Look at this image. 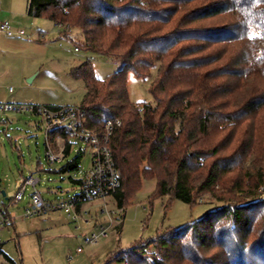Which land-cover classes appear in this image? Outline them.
I'll return each mask as SVG.
<instances>
[{"label":"trees","instance_id":"trees-1","mask_svg":"<svg viewBox=\"0 0 264 264\" xmlns=\"http://www.w3.org/2000/svg\"><path fill=\"white\" fill-rule=\"evenodd\" d=\"M28 13L64 36L78 30L84 50L122 63L105 80L89 62L71 72L85 84L79 107L91 129L122 120L110 141L121 210L144 179L159 196L225 203L109 264H264V199L249 201L264 186V0H30ZM156 64L153 102L133 103L128 75L146 78ZM238 193L246 202H229Z\"/></svg>","mask_w":264,"mask_h":264},{"label":"rangeland","instance_id":"rangeland-1","mask_svg":"<svg viewBox=\"0 0 264 264\" xmlns=\"http://www.w3.org/2000/svg\"><path fill=\"white\" fill-rule=\"evenodd\" d=\"M29 1L0 0V22L9 21L14 29L26 33V37H8L0 31V93L18 104L80 106L86 88L83 81L72 76V70L89 62L95 75L105 80L122 63L84 50L81 46L84 38L78 30H72L67 37L53 21L30 15ZM159 70L160 64H156L146 78L128 75V92L133 103L153 102L150 89ZM71 142L70 154L60 162L50 163L41 116L32 112L0 115V191L11 199L22 183L34 176L41 179L38 189L49 203L79 193L80 186L70 178L84 179L93 156L83 142L75 139ZM79 153L82 155L79 170L60 173ZM157 184L155 179H144L124 210L110 197L85 203L77 217L75 212L69 217L65 210L51 209L36 217L19 218L28 204L26 197L11 211L18 217L16 232L14 228L0 232L3 241L0 264H109L112 255L145 243L160 232L189 225L225 204L210 194H204L195 204L159 196ZM216 189L220 190L219 186ZM30 191L31 186L28 194ZM239 194L228 196L229 202H243L240 197L245 195ZM251 196L250 202L263 200L264 186L251 192ZM103 229L107 230V236H100ZM96 236H100L96 243L89 242Z\"/></svg>","mask_w":264,"mask_h":264},{"label":"built area","instance_id":"built-area-1","mask_svg":"<svg viewBox=\"0 0 264 264\" xmlns=\"http://www.w3.org/2000/svg\"><path fill=\"white\" fill-rule=\"evenodd\" d=\"M0 31L8 37H26L24 30H16L9 21L0 22ZM30 37H28L29 39ZM79 49L76 48V51ZM13 89L11 88L10 91ZM26 113L32 112L43 119L44 131L48 140H51L53 132H60L57 135L58 144L61 142H71L72 139L81 141L86 144L92 151V166L90 171L84 177L80 186L79 193L69 199L49 203L46 201L38 189L41 179L31 176L27 178L13 198L7 201L2 199L3 194L0 191V232L7 227L14 226L15 217L12 214V208H15L21 201L27 197V189L32 187L28 196V204L23 208V218H32L40 215L42 212L59 209L65 210L69 216L76 213L78 206L87 202L96 200H106L113 197L121 186L119 171L115 165L112 149L110 147L111 138L115 130L122 125L120 118H111L106 120L102 125V131L97 132L88 126L87 115L79 106H60L51 107L35 104H18L15 102H0V115L5 113ZM65 146L60 152H55L52 147L47 148V159L50 163H57L65 157ZM2 196V197H1ZM100 236H107V230L103 229ZM100 236H96L89 242L96 243ZM3 246L0 237V249ZM81 251V249H79Z\"/></svg>","mask_w":264,"mask_h":264},{"label":"crops","instance_id":"crops-1","mask_svg":"<svg viewBox=\"0 0 264 264\" xmlns=\"http://www.w3.org/2000/svg\"><path fill=\"white\" fill-rule=\"evenodd\" d=\"M0 102H15V103H18L17 101H15V100H11V99H9L8 97L6 98V95L4 96L3 94H1L0 93ZM50 103H44V104H38V105H45V106H51V107H60V106H54V105H49ZM57 136L53 139V140H50V142L48 143V140H47V148H48V146H50V147H52L53 148V150L55 151V152H60V150L62 149V147H64L65 146V148H66V151H65V157L68 155V154H70V152H71V150H72V146H73V144H72V142H61V143H63L62 145L61 144H58V142H57ZM41 183V182H40ZM3 192V191H2ZM1 192V193H2ZM30 193H31V191H30ZM30 193L28 194V189H27V197L30 195ZM5 198L6 199H4V200H8V198H7V196L5 195ZM84 206L85 205H81V206H79V207H77L76 208V213H78V214H80V213H82V211L84 210ZM68 214V213H67ZM68 216H69V214H68ZM19 218H23V217H21L20 215L18 216ZM18 217H15L16 219L18 218ZM69 217H71V216H69ZM16 219H15V222H14V226H11V227H7V228H4L2 231H4V230H10L11 228H14V231L16 232ZM2 250H3V246H2Z\"/></svg>","mask_w":264,"mask_h":264},{"label":"water","instance_id":"water-1","mask_svg":"<svg viewBox=\"0 0 264 264\" xmlns=\"http://www.w3.org/2000/svg\"><path fill=\"white\" fill-rule=\"evenodd\" d=\"M2 194H3V196L5 197L6 193H5L4 191L2 192Z\"/></svg>","mask_w":264,"mask_h":264}]
</instances>
